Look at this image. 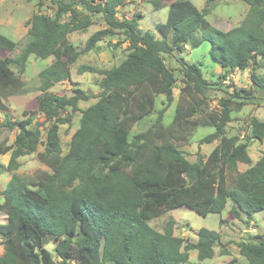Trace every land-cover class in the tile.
<instances>
[{
    "label": "trees",
    "instance_id": "trees-1",
    "mask_svg": "<svg viewBox=\"0 0 264 264\" xmlns=\"http://www.w3.org/2000/svg\"><path fill=\"white\" fill-rule=\"evenodd\" d=\"M216 1L207 0L206 7L199 10L190 0L169 4L147 0L154 11L168 8L166 21L156 26L157 38L156 33L140 29V14L131 19L117 17L118 9L128 0H78L90 14H102L107 26L94 33L82 51L69 43L68 36L86 31L93 22L72 4L56 1L54 16L37 13L28 20L27 41L20 55L0 61V97L12 95L17 88L13 68L24 73L30 56L53 57L39 73L37 112L25 114L38 115L48 124L44 152L38 158L50 172L41 173L36 182L14 173L2 192L0 212L6 221L0 222L4 246L0 264H185L192 251H197L203 262L214 257L220 233L200 229L197 242L192 243L174 235L173 219L163 232L149 222L180 207L203 217L222 214L229 201L233 219L242 220L245 214L247 225L254 215L264 213V152L254 165L248 152L250 140H264V122L251 119L247 142L238 136L225 137L232 113L241 112L252 93L236 90L229 94L220 81L217 85L230 98L220 100V111L205 115L213 85L199 65L180 57L183 85L173 120L164 124L178 82L165 56L181 55L189 46L210 42L212 58L223 72L245 71L257 57L264 61V0H241L249 6L248 14L241 25L229 31L218 30L206 20ZM68 12L70 20L62 22V15ZM118 32L129 42L127 57L118 66L104 71L90 66L78 69V74H100L102 92L95 104L81 112L80 127L63 154L60 126H71L73 118L67 109L77 112L78 102L91 96L75 89L71 101L51 89L71 81V67L79 57ZM16 47L13 40L0 35V50L13 52ZM251 80L264 92V78L252 73ZM145 86L151 91L146 99L139 96ZM159 96L165 97L166 104L155 122L130 137L133 127L155 110ZM200 125L214 128L200 145L217 140L220 144L207 160L190 163L174 141H187ZM5 127L18 133L12 145H3L4 153L10 152V161L7 167L0 163V174L6 169L16 171L19 159L34 153L41 137L39 128L29 132L25 121L12 122L7 117ZM240 163L251 166L235 172ZM222 164L227 172L221 169ZM156 167L162 169L160 180L146 181ZM257 239L238 245L247 264H264V236ZM52 242H56L57 261L46 249Z\"/></svg>",
    "mask_w": 264,
    "mask_h": 264
},
{
    "label": "rangeland",
    "instance_id": "rangeland-1",
    "mask_svg": "<svg viewBox=\"0 0 264 264\" xmlns=\"http://www.w3.org/2000/svg\"><path fill=\"white\" fill-rule=\"evenodd\" d=\"M56 1L64 4H72L78 8L82 16H89L92 25L86 31L72 32L68 36L69 43L73 44L78 50L82 51L86 47L88 39L96 32L107 28L102 14H90L82 5L78 4V0H0V35L6 39L13 40L17 43V47L13 52L0 50V61L5 57L17 58L21 49L27 41L28 27L27 22L34 14L43 13L48 16H54L57 12ZM169 4L172 0H164ZM199 10L206 7L207 0H190ZM249 11V6L241 0H217L215 7L206 16L209 24L221 31H229L242 24ZM140 14L142 18L139 20L140 29L156 33V26L164 23L168 16V8L160 11H154L151 4L147 0H128L125 6L119 8L117 17L121 19H131L134 15ZM70 20V13L63 14L62 22ZM157 38H159L157 34ZM129 42L125 39L122 32L116 33L112 37H107L100 43L97 48L84 53L79 57L78 61L71 67V81L55 85L51 92L59 96H66L69 100H74L75 89L83 90L91 99L78 102V111L73 112L71 108L67 109V114L72 115L71 126H60V138L63 154L69 151L70 140L74 132L80 127L81 112L89 106L95 104L97 97L102 92L100 83L103 77L98 73L78 74L81 66H90L99 71L110 70L118 66L128 54ZM212 45L210 42H202L197 48L187 47L184 54L175 55L174 57L165 56L167 66L172 69L177 76V87L174 89V102L167 109L164 117V124L169 125L174 117L176 104L179 98L180 89L183 85L182 74L178 59L183 57L191 64L200 66L203 76L213 85L209 92V99L205 109V115L210 112L221 110L220 100L230 98L225 94L217 84L223 82L224 90L233 94L236 90H246L252 93L250 100L246 101V105L239 113H232L231 121L225 128V137L230 138L238 136L241 142H247L251 137L250 122L252 118H257L264 122V92L258 91L252 83V73L264 78V61L257 57L256 62L252 63L245 71H227L223 72L221 66L212 58ZM53 61V57L48 59H38L34 55L30 56L24 73H20L17 68H13L18 78L17 88L14 89L12 95L0 97V163L5 167L10 161V152L4 153L3 145H12L18 130H9L5 127L7 117L12 122L25 121L26 128L29 132H33L39 128L40 139L37 143V149L34 153L19 159V168L12 172L8 169L0 174V203H3L4 197L2 192L5 190L8 182L14 173L22 176L26 180L36 182L43 172H50V169L43 164L38 154L44 152V140L48 124L44 123V119L38 115L32 117L25 115L29 112H37L36 98L40 94L38 88L40 86L39 73L48 67ZM225 75V79L220 80V76ZM151 94L150 88L145 86L139 93L141 98L146 99ZM240 101L239 99H234ZM166 99L164 96L156 98L155 110L148 117L143 118L136 124L130 132V137L145 132L155 122L158 111H160ZM204 115V117H205ZM214 132L213 127L198 126L187 141H174L179 150L184 154L190 163H196L199 158L204 161L210 154L219 147L220 140L212 144L200 145V140L208 134ZM249 156L254 165L264 152V140L249 141ZM251 165L240 163L237 165L235 172H243ZM224 172L229 170L225 165H221ZM228 176L230 178L233 175ZM162 175L161 167H156L148 175L146 181L158 182ZM235 176V175H234ZM233 203L229 201L226 209L222 214H210L203 217L194 211L186 208H177L168 214L154 219L149 225L163 232L165 225L170 219L176 222L174 235L183 238L185 241L196 243L198 240L197 233L200 229H208L221 234V240L215 247V255L212 259L200 262L198 260L197 251L190 252L189 261L185 264H228L234 261L235 264H247V260L240 255L238 245L243 242L256 241L258 237L264 236V213L254 215L253 224H246L247 216L242 214V220L233 219L230 209ZM6 221V215L0 212V222ZM83 230V229H82ZM56 242H52L46 246V249L55 256ZM3 238L0 236V255L3 254Z\"/></svg>",
    "mask_w": 264,
    "mask_h": 264
},
{
    "label": "crops",
    "instance_id": "crops-1",
    "mask_svg": "<svg viewBox=\"0 0 264 264\" xmlns=\"http://www.w3.org/2000/svg\"><path fill=\"white\" fill-rule=\"evenodd\" d=\"M251 224H253V222H251Z\"/></svg>",
    "mask_w": 264,
    "mask_h": 264
}]
</instances>
